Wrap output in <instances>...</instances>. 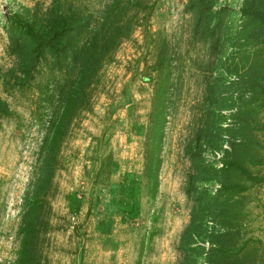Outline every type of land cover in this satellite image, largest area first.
Masks as SVG:
<instances>
[{
	"label": "rangeland",
	"instance_id": "obj_1",
	"mask_svg": "<svg viewBox=\"0 0 264 264\" xmlns=\"http://www.w3.org/2000/svg\"><path fill=\"white\" fill-rule=\"evenodd\" d=\"M58 4L89 70L18 55ZM256 7L0 0V264H264Z\"/></svg>",
	"mask_w": 264,
	"mask_h": 264
},
{
	"label": "trees",
	"instance_id": "obj_2",
	"mask_svg": "<svg viewBox=\"0 0 264 264\" xmlns=\"http://www.w3.org/2000/svg\"><path fill=\"white\" fill-rule=\"evenodd\" d=\"M58 7V8H57ZM57 7L50 8V12L47 15L45 21L42 19L39 27L33 29L28 27L23 35H26L27 39L25 42L19 40L15 42V46L21 47L18 55L20 58L25 57L27 54L31 55L32 61L35 59L34 56L38 54L39 49L34 48V46H49L52 53L55 56L72 55L77 59H80L82 64V69H90V57L91 54L97 52L94 48L93 39L86 41L83 46L73 44L74 33H82L87 24H84L83 20L75 19L74 15L65 16L62 11H59V4ZM249 13L258 23L264 24V8L256 7L249 9ZM95 35V34H94ZM59 58V57H57ZM62 58V57H61ZM22 69L27 68L28 65L25 63L21 65ZM24 67V68H23Z\"/></svg>",
	"mask_w": 264,
	"mask_h": 264
}]
</instances>
